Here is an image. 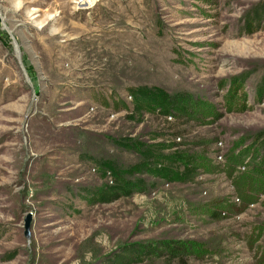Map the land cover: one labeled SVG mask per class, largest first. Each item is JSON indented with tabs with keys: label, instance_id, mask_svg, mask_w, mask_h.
<instances>
[{
	"label": "rangeland",
	"instance_id": "obj_1",
	"mask_svg": "<svg viewBox=\"0 0 264 264\" xmlns=\"http://www.w3.org/2000/svg\"><path fill=\"white\" fill-rule=\"evenodd\" d=\"M76 1L0 0V264H264V0Z\"/></svg>",
	"mask_w": 264,
	"mask_h": 264
},
{
	"label": "bare ground",
	"instance_id": "obj_2",
	"mask_svg": "<svg viewBox=\"0 0 264 264\" xmlns=\"http://www.w3.org/2000/svg\"><path fill=\"white\" fill-rule=\"evenodd\" d=\"M76 4L80 6L81 8H88L90 7L89 0H77Z\"/></svg>",
	"mask_w": 264,
	"mask_h": 264
},
{
	"label": "trees",
	"instance_id": "obj_3",
	"mask_svg": "<svg viewBox=\"0 0 264 264\" xmlns=\"http://www.w3.org/2000/svg\"><path fill=\"white\" fill-rule=\"evenodd\" d=\"M220 208L224 209V211H225V209H229V205L223 203V204L220 205ZM222 209H220L221 210L220 212H224Z\"/></svg>",
	"mask_w": 264,
	"mask_h": 264
},
{
	"label": "water",
	"instance_id": "obj_4",
	"mask_svg": "<svg viewBox=\"0 0 264 264\" xmlns=\"http://www.w3.org/2000/svg\"><path fill=\"white\" fill-rule=\"evenodd\" d=\"M30 218H27L26 228H29Z\"/></svg>",
	"mask_w": 264,
	"mask_h": 264
},
{
	"label": "built area",
	"instance_id": "obj_5",
	"mask_svg": "<svg viewBox=\"0 0 264 264\" xmlns=\"http://www.w3.org/2000/svg\"><path fill=\"white\" fill-rule=\"evenodd\" d=\"M93 1H94V0H93ZM235 201H236V202H240V200H239L238 198H237V199H235Z\"/></svg>",
	"mask_w": 264,
	"mask_h": 264
}]
</instances>
